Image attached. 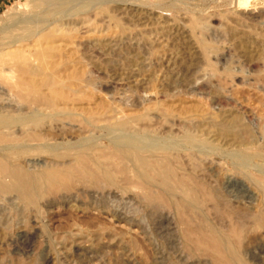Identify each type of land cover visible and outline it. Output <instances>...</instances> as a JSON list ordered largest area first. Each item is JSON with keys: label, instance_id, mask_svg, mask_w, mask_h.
<instances>
[{"label": "rangeland", "instance_id": "374dc122", "mask_svg": "<svg viewBox=\"0 0 264 264\" xmlns=\"http://www.w3.org/2000/svg\"><path fill=\"white\" fill-rule=\"evenodd\" d=\"M0 57V159L33 171L41 189L35 201L16 197L0 167V264H214L183 244L181 211L153 207L141 188L97 194L42 177L86 142L163 145L187 162L180 174L212 180L233 208H264V0H0ZM31 68L51 80L45 88L24 84ZM53 81L67 95L49 107L41 100ZM90 116L105 120L87 127ZM124 120L133 126L120 127ZM189 134L210 165L189 167ZM217 211L209 221L224 232L235 217ZM254 220L238 249L246 264H264V228Z\"/></svg>", "mask_w": 264, "mask_h": 264}, {"label": "bare ground", "instance_id": "6f19581e", "mask_svg": "<svg viewBox=\"0 0 264 264\" xmlns=\"http://www.w3.org/2000/svg\"><path fill=\"white\" fill-rule=\"evenodd\" d=\"M19 52L20 54H18ZM19 52L18 53L14 52L15 54L13 53V55L18 57L19 60L21 59L24 61L25 57L24 55H21L23 52L21 53L20 50ZM1 58L2 57H0V59ZM28 59H29V56L27 57V60ZM19 64H20L19 66L23 68L22 66L23 63L21 64L20 62ZM16 68L18 69V67ZM29 75L30 77H25L24 84L28 86L30 89H34V90L36 89V91L42 89L45 85H48L49 82L51 81L50 79L49 81H45L44 80L45 78L44 79L36 78L37 74H36L35 69L33 68L29 70ZM55 79H58V78L55 77ZM53 83L56 85V82L53 81L51 87H53L54 85ZM56 86H57V89L53 90L52 93H46L44 95L42 94L43 99L41 100V102H44L49 107L57 106L58 103H60L59 102L60 98L64 94L62 93L64 92V90L61 91L59 89L60 87H59L58 82ZM65 93H67V91H65ZM39 94L41 95V93ZM64 95H67V94H64ZM22 97H23V94H22ZM38 100L40 102V99ZM33 102H38V101H33ZM61 112H64V111H61ZM91 116L90 118L84 117V118H87L84 121V123L87 124V127L89 125L98 126L100 125V122H102V120H105L104 118L99 119L98 118L99 116L97 117L98 119H95L94 117H91ZM128 120H124L122 122H119L118 124L122 128H131L133 124H131V121H128ZM80 124L78 125V127L79 126L83 127ZM74 125L77 126V123ZM126 130L128 131V129ZM223 132H224V129H223ZM225 134H227L226 131H225ZM220 135H224V133ZM37 137L40 138V136H37ZM41 138L39 140L42 142L43 140ZM135 138L136 137L120 138L119 141H117L113 145L112 149H103L95 141L86 142L84 144H81L80 147L78 148L76 147L77 149H74L73 146H71L70 147L71 150L68 153V155L70 156V159L68 161L65 160L66 162L63 165L64 168L61 171H57L55 173L50 172V174L42 175V177L47 178L52 181H56V182H59L61 180L62 182L65 181L67 186L65 185L64 186L65 188L67 187L68 190L73 189L75 181L81 182L83 184H88L91 188H93L94 190L93 192L97 194H106L107 192L112 193L111 190H114V191L119 190L122 192H126L127 190H131V188L133 187L141 188L143 190L142 192L144 193L146 200L148 199L147 201L150 202L149 204H151L152 206L153 205L156 207L157 205L158 206H170V207H175L176 209H179L181 211L182 215L184 216H182L183 218H180V220L182 219V224L184 222V225L187 226L184 243L183 242L182 243L187 246L189 245L191 252L192 251L195 252L193 254L200 253V254L209 256L210 259H212L211 262H213L214 264H220V263L222 264H246L244 261L245 259L244 260L242 259L241 254H240L241 252L239 253V249H238V246H240L239 243H241L240 241H241V237L243 234L242 232H245L247 224L249 222H252V220L254 219L256 220V221L254 220L256 224L258 223L260 227L264 228V208L262 207L260 210L255 211V212L253 210L251 211L250 208L248 209H241V208H235V207L233 208V206L229 205V201H231L230 199L231 196L229 192L221 188L220 190L219 186H217L215 182L214 184L212 183L213 182L212 180L210 183L204 180H197L198 178H195L194 176H192V174L190 175L184 172H181V174L179 173L178 168L180 167L182 168V166L184 165L187 166L186 164L187 162L184 163L180 161L179 153L170 152L168 150L169 148L163 145L162 146L156 145L154 143L147 144L143 141H139L138 140L139 138H137V140ZM35 139H36V135H35ZM183 139H184L183 144L185 143L184 145H188L187 149H189V152L187 153L188 165L191 168L197 169V167L198 166L200 167V165L203 162H206L208 158L207 156L208 153L206 152V149L204 150L196 149L197 146H201L203 145V143L201 140L195 138L194 136L189 134L185 136ZM64 154L66 155V153ZM8 159L9 158H7V156L1 157L0 167L3 169V176L5 177L8 176L12 180L11 184L8 186V188H10V191L16 190V192L19 193V194L17 193L18 195H16V197H19V195H21V198L23 197V199L25 198L26 200L27 199L31 200L35 198V196L36 197L38 196L37 198H39V195H40L39 193L41 189H39L38 186L40 184L37 186V183H35V180L37 178L35 179L36 177L35 174H32L33 171H30L32 173L27 172L19 167L20 164L16 166L12 164L11 162H9ZM10 161H11V157H10ZM212 163L215 164L214 162ZM212 163L211 165L214 167ZM15 164L17 163L15 162ZM205 164L210 165V163H207V162ZM205 168H208V167H205ZM210 168L211 166L208 168V170ZM213 169H215V167ZM36 173H37V176L39 177L40 174L38 175V171ZM203 176L207 177V175H202V177ZM230 181L231 179L226 182L229 183ZM258 183L257 185H261ZM3 184L4 183L2 182V185ZM6 184L3 186L8 185ZM76 186L79 189L78 185ZM62 188L63 187H61V189ZM77 188L76 189L74 188V190L76 191ZM88 190L86 191L90 192V190L89 191ZM43 191L44 190H42V192ZM80 191L82 192L84 190L82 189ZM141 196L144 197L143 195ZM250 197L253 198V195ZM33 200L35 201V199ZM23 202H25V200H23ZM34 205L35 204H33L32 206ZM104 206L106 209V213L108 215L118 216L119 222L126 221L129 223H132V226H137L138 229L141 228L140 225L133 218L118 214L117 212L113 211L110 207H108L106 204H104ZM248 207L250 206L248 205ZM210 209L218 210L220 213V216H222L223 218L231 217L232 219V217H235V220L231 221V224L228 223L230 224V226L228 225V227L225 228L224 232H221L218 228H216V226L212 224V222L209 221V217H208L209 214L207 211H209ZM191 256H192V253H191ZM176 260H177L176 261L177 264L178 263L181 264L180 257H178ZM187 264H194V263L187 261Z\"/></svg>", "mask_w": 264, "mask_h": 264}]
</instances>
